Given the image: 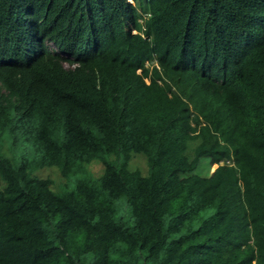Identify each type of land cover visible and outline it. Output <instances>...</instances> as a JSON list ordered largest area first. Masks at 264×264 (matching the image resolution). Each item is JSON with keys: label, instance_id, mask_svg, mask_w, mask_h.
<instances>
[{"label": "trees", "instance_id": "16d2710c", "mask_svg": "<svg viewBox=\"0 0 264 264\" xmlns=\"http://www.w3.org/2000/svg\"><path fill=\"white\" fill-rule=\"evenodd\" d=\"M129 1L0 0V264H264V0Z\"/></svg>", "mask_w": 264, "mask_h": 264}, {"label": "rangeland", "instance_id": "374dc122", "mask_svg": "<svg viewBox=\"0 0 264 264\" xmlns=\"http://www.w3.org/2000/svg\"><path fill=\"white\" fill-rule=\"evenodd\" d=\"M128 4H132V2L130 3L129 0H127ZM135 32H132V35H134ZM49 49L51 51H53V47L51 45H48ZM65 67H68V64H64ZM140 73V72H139ZM190 136V135H189ZM187 141V140H186ZM186 141H182V139H177L175 144L179 145V146H184V144L186 143ZM206 163V160H202L201 164ZM127 168L131 171L134 170H138L139 172H141V174L143 176L147 175V167H146V160L143 156H136L130 159V161L128 162V166ZM102 166L99 163H91L88 164L86 166V170L88 171L87 173H89L94 179L99 178L101 176V172H102ZM217 166L214 168L212 167L210 171L216 170ZM206 167H200L198 171V173H200L201 175H205L206 174ZM37 177L39 178H43V179H50L53 184L51 185L52 190L58 192L61 188V186L65 183L64 179L60 176V174H58V171L55 169H43L42 171H39L36 174Z\"/></svg>", "mask_w": 264, "mask_h": 264}]
</instances>
